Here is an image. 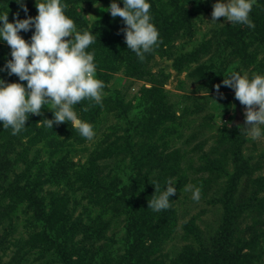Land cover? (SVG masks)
Segmentation results:
<instances>
[{"label": "rangeland", "instance_id": "rangeland-1", "mask_svg": "<svg viewBox=\"0 0 264 264\" xmlns=\"http://www.w3.org/2000/svg\"><path fill=\"white\" fill-rule=\"evenodd\" d=\"M23 2L27 14L17 0H0V11H8L10 22L14 13L35 16V0ZM110 2L73 3L64 11L77 30L108 37L125 27L107 10ZM117 2L123 7V0ZM214 2L150 0L151 16L163 20L162 33L180 27L141 65L134 51L115 60L120 40L98 43L94 61L104 82L102 100L85 98L73 106L93 126L92 139L67 121L48 127L42 119L53 112L42 105L25 121L33 124L34 142L23 139L4 155L0 141V210L13 201L18 218L14 235L0 228V264H264V134L253 138L245 130L246 106L221 83L233 71L264 74V0H255L249 13L254 27L223 16L211 21ZM33 31L20 35L30 40ZM195 51L201 57L188 61ZM10 58V46L0 41V67ZM0 77L27 83L6 69ZM168 178L177 189L170 196L173 213L161 218L167 227L152 240V230L137 225L152 227L146 221L154 215L139 205L147 206ZM186 185L200 187L198 201ZM59 196L66 200L61 214L87 226L76 232L75 252L63 261L44 254L40 242L32 245L30 234L41 229L27 226V216L37 211L29 198H40L45 208H38L47 213L54 209L48 202Z\"/></svg>", "mask_w": 264, "mask_h": 264}, {"label": "clouds", "instance_id": "clouds-1", "mask_svg": "<svg viewBox=\"0 0 264 264\" xmlns=\"http://www.w3.org/2000/svg\"><path fill=\"white\" fill-rule=\"evenodd\" d=\"M27 14L23 0H17ZM99 0H97V4ZM255 0H215L212 5L211 21L225 17L231 23H242L254 27L249 13ZM37 14L26 18L8 20V11H0V41L10 46V59L0 67L9 75L16 74L19 81L8 82L0 77V127L11 128L13 134L23 129L29 114H39L42 105L49 107L53 116L42 119L52 128L54 122H70L72 128L86 138L92 139L94 128L81 119L74 105L82 99L91 98L97 103L102 100L104 82L96 77L94 50L88 46L95 40L91 30H77L72 18L66 15L67 4L63 0H35ZM150 0H123V7L117 0H111L107 10L112 17L123 18L121 29L128 49L134 51L140 60L144 53L157 43L159 32L153 23ZM34 28L30 40L20 35V30ZM69 39H62L69 37ZM222 84L234 89L235 97L245 105V130L253 138L264 134V74L233 71ZM219 89V85H215ZM258 105V108L256 107ZM41 121V120H40ZM38 121V122H40ZM221 116L217 121L223 125ZM163 190L152 194L148 208L159 211L170 207V196L176 192L175 184L168 178ZM192 199L199 200L200 187L186 185Z\"/></svg>", "mask_w": 264, "mask_h": 264}, {"label": "trees", "instance_id": "trees-1", "mask_svg": "<svg viewBox=\"0 0 264 264\" xmlns=\"http://www.w3.org/2000/svg\"><path fill=\"white\" fill-rule=\"evenodd\" d=\"M95 1L96 0H63V2L67 4V7L73 3L76 5L79 3L80 4L85 3L86 5L89 6V5L93 4ZM152 20L158 29L159 38H158L157 43L153 46L152 50L144 53V59L143 60H140L137 57V61H136L137 65L143 64L145 61L149 60V58H151L156 53V51L158 49H161L165 45H167V43L171 39V35L173 34V31L176 32L177 29L180 27V26L174 24L173 27L171 26V29L167 28L168 31L166 29V31L164 33H162L163 20L160 22L158 20V17H154L153 15H152ZM180 24L181 23H179V25ZM239 24H242V23H239ZM95 26H96L95 24H92L91 28H95ZM227 27H228V25H226L224 27V29ZM229 27H233V25H231ZM263 30H264V26H263ZM230 33H232V32L230 31ZM107 34H108V37H106V36H103V37L96 36L95 37V40L91 46V51L94 50V53H97L98 50L95 47L98 45V43H99L98 46L101 47L100 42L103 40H106L108 42L110 40L111 43H114L117 40H120L121 45L114 48V54H113V56L115 57V60H117V61L120 60V56H123L127 52L132 51V50L128 49V47H127L123 32L121 33V32L110 31V32H107ZM237 34L240 37L241 33H237ZM232 39H233L232 42L236 43V44L243 42L240 38H238L236 40H235V38H232ZM232 46H233V44H232ZM201 52L202 51H200V52L195 51L194 53H192L190 55L188 61H196L197 62L198 59L201 57ZM25 125L26 126L23 129H21L19 132L15 133V134L12 133L10 127L9 128L0 127V141H2V146H1L2 148L1 149L4 150V152H2V154L6 155L7 151H9V149L12 148L14 143L20 142L23 139H26L28 143L34 142L37 139V136L32 135L31 129L33 128V124L32 123H28V124L25 123ZM43 130H46V127H45V129H41L40 132H43ZM147 191H150V189L148 188ZM3 196H5V195L2 194V197ZM9 197L12 198V197H14V195L9 196ZM29 201L32 204V206H35L37 211L34 212V214L27 216V221H28L27 226L33 225L32 229L39 228L41 230L35 234H30L28 241L31 242V240H35L32 245L40 242L41 243L40 244L41 245L40 246L41 251L44 250V254H46V255L49 254L52 259L63 261L68 256H72L75 252L74 243L72 242V240H73L74 235L76 234L77 231H79L83 227H85V228L87 227L85 222L79 217L77 219L71 221L70 220L71 218L68 215H62L61 214V211H60L61 207L63 208L66 206V200L63 196L56 197L55 199L48 202V205L51 206L52 209L54 208L55 212H54V209H53V211H48L47 213H45L44 211H40L38 207L45 208V204L40 198L39 199L33 198V200H30V198H29ZM13 203L14 202L11 201L10 203L6 204L2 208L3 210L1 209L2 211H5V212L4 213L0 212V228H3L2 234H4V235L6 234L8 236L14 235V233L17 229L16 228L17 227L16 221L18 220V218H16L13 215V212L10 209L12 207ZM145 203L146 202H143L139 206L143 205L142 208L144 209V211L149 213L148 214L149 217H151V215H154L155 220L152 221L149 218V220L146 221L148 223H151L152 227L145 222H140L137 225V227L140 231H144V229H146V231L152 230V231H150V239L155 240V239H157V234L159 233V231L166 229V227H167V224L161 225V218L166 219L167 217H169V215L173 213V209H171V206H170L169 209L164 210V211L161 210L158 213V212L153 211L151 208H148V205L146 206ZM230 203H231V201H230ZM156 216L157 217L159 216V218L156 219ZM131 217L134 218L135 217L134 214H132ZM167 220H168V218H167ZM93 223H94V220H93ZM45 230L47 231V233L49 231L53 235V237L48 238ZM136 252L139 253L137 249H136ZM229 263H230L229 261H222V264H229Z\"/></svg>", "mask_w": 264, "mask_h": 264}]
</instances>
